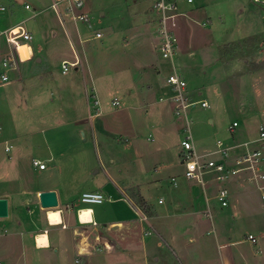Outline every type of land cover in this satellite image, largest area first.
Returning a JSON list of instances; mask_svg holds the SVG:
<instances>
[{"label": "rangeland", "instance_id": "obj_1", "mask_svg": "<svg viewBox=\"0 0 264 264\" xmlns=\"http://www.w3.org/2000/svg\"><path fill=\"white\" fill-rule=\"evenodd\" d=\"M154 1L86 0L90 21L76 24L60 20L48 8L51 0H0V6L6 8L0 13V50L10 51L1 32L21 26L33 36L31 42L19 46L21 61L31 59L29 45L34 46L42 52L44 61L37 65L33 59L29 64L45 73L39 84L32 67L23 72L19 63L8 72V82H2L0 77V196H14L18 201L10 202L9 216L0 219V264H180L176 256L182 258L181 264H228L215 216V211L227 212L228 207L221 209L213 196L220 187L216 181L205 186V191L214 187V193L207 194L213 216L206 218L203 238L195 243L190 241L191 233L186 232L185 217H148L145 224L148 219L143 216L141 223V210L138 213L127 202H108V189L101 188L106 198L103 205H77L99 208L98 213L107 216V225L110 221L136 220L138 226L106 230L77 221L68 231L51 228V249L57 244L59 253L48 259L47 252L35 250V236L48 231L46 210L37 202L39 189L56 188L59 195L65 191L78 200L83 192L96 190L109 171L127 185L139 176L138 170L144 178L160 179L163 164L168 163V171L174 170L180 189L188 183L203 190L197 181L184 177L181 142L188 134L187 123L175 115L174 103L161 101L168 95L163 91L160 96L156 90L142 102L140 96L128 95L125 90L134 92L140 73L147 70L158 87L165 84V90L170 92L166 77L171 64L161 59L154 45L160 43ZM177 1L173 30L178 49L174 64L187 83L190 99L209 104L208 108L198 104L188 109L196 147L212 149L219 140L225 142L233 135L259 139V129L264 127L261 8L252 0H193L192 4ZM73 24L78 25L81 48L64 32L67 27L75 33ZM97 31L102 32V38L95 39ZM133 39L139 44L127 46ZM64 64L70 69L67 75L62 73ZM74 67L81 71L76 73ZM2 72L0 65V75ZM164 108H169L168 114ZM234 122L238 127L232 134ZM255 140H250L255 142L253 147L264 155V140ZM8 146L10 152H6ZM163 150L169 151L172 159L166 161ZM35 159L47 162L46 171L33 166ZM165 177L162 187L169 192L173 182L171 175ZM113 187L110 184V190L116 192ZM21 195L32 201L20 202ZM201 196L205 199L203 193ZM111 197L117 199V195ZM252 202L259 205L260 195H255ZM151 203L163 209L170 202ZM253 212H241L237 223L227 226L234 230L232 241L243 240L249 233L258 236L255 227L264 226V210ZM22 230L32 232L29 248L23 249L20 238L4 243L11 233ZM160 230L166 234L161 235ZM74 243L85 248L76 251ZM237 248L246 251V264H264V239L257 244L243 242ZM186 249L192 253L193 263L184 259ZM92 252V257L83 255ZM201 256L206 260L202 261Z\"/></svg>", "mask_w": 264, "mask_h": 264}, {"label": "crops", "instance_id": "obj_2", "mask_svg": "<svg viewBox=\"0 0 264 264\" xmlns=\"http://www.w3.org/2000/svg\"><path fill=\"white\" fill-rule=\"evenodd\" d=\"M181 14H184V13H181ZM16 26L17 25L12 26L10 28H13ZM77 26L78 25H76V24L74 25L75 33L73 32V29L71 30V32H69L67 27H64L65 28L64 32H65V34L68 33V35L72 39L74 38L73 41L76 42V44L79 48H81V46H82L80 44L81 41L78 42L79 35H81V34L79 33ZM10 28H5L3 31L8 30ZM53 34L56 36L55 32H53ZM77 37H78V39H77ZM134 39H137V37ZM134 39L132 41L128 42L127 46L136 47V45L139 44L138 43L139 40L134 41ZM134 42H136V43H134ZM154 45H155V48L159 51L158 43L157 44L154 43ZM29 46L31 47V53H32L31 59L26 61V62H22V61L18 62V64L20 63L22 65V68H23L22 71L23 72H25V70H28L32 67V65L30 66L29 63L33 62L32 61L33 59L37 65H42V63L44 61V59L40 55V54H42V52L34 46H31V45H29ZM148 46H149V42H148ZM9 47L11 48V46H9ZM10 48L8 50H11ZM0 52H2V50H0ZM2 53L5 54L8 52L5 51ZM78 59L80 60L81 58L78 56ZM161 59H162V57H161ZM163 61H165V60H163ZM67 63H69V62H67ZM0 65L2 66L1 62H0ZM26 68H28V69H26ZM31 69L33 70L34 75L36 76V79L38 82L41 81L42 79H44L45 73L43 72V69L36 68L35 66H33ZM74 69H75L76 73L81 71V68L79 69L78 67H74ZM158 69L160 70L159 67H158ZM32 70H29V71L31 72ZM141 70H142V68H141ZM4 72H5V70H4ZM4 72H2L1 75L4 74ZM25 74H27V72ZM1 75H0V77H1ZM153 79L155 80V78H153ZM154 80H152V77L150 78L148 76L147 70H144V73H142V72L140 73L139 79L136 81V85L134 84V86H133L134 92L128 88H126L125 90L127 91L128 95L135 93L136 95L140 96L141 97L140 99L142 100V102L144 100V97L150 96L154 91L157 90L159 92L160 96H162L161 94L164 91L163 94H166L168 96L164 99H161L162 97H160V99H161V101H168L167 99L172 95L171 92L165 90V88H164L165 84L158 87L159 84ZM39 84H40V82H39ZM88 86H90V84H85V87L88 88ZM87 88H85V92H86ZM160 91H161V93H160ZM168 110H169V108H164V112L167 114H168ZM231 133L234 134V130H232ZM250 140H255V139H249V138L245 139L239 135H237V136L233 135V136L228 137L225 142H226V144H229V145H238V144H243L245 142H249ZM255 141H258V139H256ZM262 148H264V145ZM215 149H216V146H213L212 149L211 148L203 149V150L198 149V151L201 154H207V153H212ZM163 153H165V155H166V156L163 155L164 158L166 159V161L167 160L169 161L170 159H172V154H170L169 151L165 152L163 150ZM213 157H216V156H213ZM216 159H217V157H216ZM36 160H38V159H36ZM41 161L45 162L44 160H41ZM45 163L47 164V162H45ZM263 166H264V155H263ZM46 169L42 170V171H46ZM168 170H169L168 163L165 165L163 164L162 172L159 174L160 176H162L160 179H154L148 175H147L148 177L144 178V176L140 175L142 173L139 172V170H138L139 176L132 178L127 185H124V184H121L120 182H118L115 179V177H113V175L109 171L106 173V179L104 181L98 183L99 185H98L96 190L85 191L82 194H84L86 192H100L101 194L104 195V192L101 191V188L108 189V193H107L109 196V198L107 200L108 202L109 201L110 202H112V201L127 202L139 213L140 210L135 205L136 204L135 199L132 197L131 191L134 190L135 192H139L140 195L144 198V200L151 207L152 212H153L152 217H154L155 219L160 220L161 218L173 219V218L185 217L186 218V232L188 231L191 233L189 235L190 241L195 243L198 239L203 238L204 228L206 227V218L208 217V212H210L211 216H213L212 208H211L212 207L211 198L208 197L207 194H208V191L210 194V192L214 189V187L208 188V191L207 190L205 191L204 187L201 185L203 188V190H202L203 192H202L200 190L201 187L198 185L192 186L191 184L189 185L188 183H186V187H182L180 189L179 183H178L177 187H175L173 185V183H171L172 184L171 190L169 192H167L166 190L164 191V188L162 187V185L164 183L162 181L165 180V178H166L165 176L171 175V180L174 178L176 179V177H175L176 175H175L174 170H172L171 172H169ZM176 181H177V179H176ZM211 181L212 180H210L209 182H211ZM93 182L95 183V179H93ZM232 182L228 185L230 192H231V197H230L229 205L227 206L228 207L227 212H224L225 210H222V212H220V210L215 211V214H216L215 216L217 217L218 224L220 227V230L218 231V235L222 236L224 238V242L221 245V247H223L227 251L226 260H227L228 264H244V263L246 264V261H247L246 251H241L240 248H237V247H238V245L239 246L242 245L243 242L252 244L247 239L248 236H250V235H252L253 237L256 238L257 243H258L259 239L263 240L264 239V226L255 227V229L258 232V236L254 235L253 233H249L245 237V239L238 240V241H232L233 235H234V230L231 227L227 228V226L230 224L232 225V224L237 223V220H239V216L242 215V213L253 214L254 213L253 211H259V210L263 211L264 210V203L259 202V205H258V204H256V202H252V198L255 195H258V196L260 195L257 188H253L251 185H249L248 183H246L240 179L235 180L233 183ZM110 184H112L114 186L113 188H115L116 192L110 190ZM188 185H189V187H188ZM219 188H217L215 190V193L212 191V193L215 194V195H213L214 198H216L215 196H216V193H217ZM45 191H56L57 196H58V200H59V207L58 208L46 210V221H47L46 223L48 225V231H46V233H42V234H47L49 243L46 246H39L38 242H37V236L39 234L37 236H35V240H34L35 250L38 252L39 251L47 252L46 256L48 257V259H50L55 253L60 252V248L58 247L57 244H55L56 247L54 249H51V244H52V242H54V240L51 237V228H61L63 231H68V229L71 228L77 221L80 222L79 211L83 210L85 208L90 209L92 212V214H91L92 222L88 223V225L92 224V225H95L96 227H102L103 226L104 229L110 230L112 227H115V226L128 227L131 225H137L138 224V222H135L136 220L135 221L126 220L124 222L110 221L111 222L110 225H107L106 223H104V222H107V221H105L107 216H106V214H99L98 213L99 208L92 207V206L80 207L77 205V202H79V203L81 202L80 199L73 200V198H71V194H69L68 192H65V191H62V196H61V195H59V191L56 188L46 189V190L45 189H39V194L41 192H45ZM114 192L116 194H114ZM201 193L204 194L205 199L202 198L203 196H201ZM114 195H117V197H116L117 199H113L111 197ZM0 198L7 199L10 207L12 206V204L10 205V202H18L16 200V198H14V196L6 195V196H0ZM19 200H20V202L32 201V200L28 201V198L25 199V197L23 198L22 195L19 198ZM156 200H158V201H156ZM105 201H106V198H105ZM37 202L40 205L39 199ZM104 202L102 204H95V205L96 206L103 205ZM151 202H159V204H161V205L165 204L166 202H170V203L168 204V206L166 208L164 207L163 209H157L155 204L153 205V203H151ZM40 207H41V205H40ZM227 207H222L221 209L227 208ZM55 210L57 212L59 211L61 214V224H53L50 221H48V217H47L48 212L49 211H55ZM14 212H16V211H14ZM143 216L148 219V217L145 214L144 215L142 214L141 219L139 220V222H141V223L143 222L142 221ZM16 217H17V215H16ZM149 218H151V217H149ZM147 222H149V219L143 223L146 224ZM1 223H3V222L0 221V225H1ZM148 224H150V223H148ZM187 224H188V226H187ZM160 233L163 236L166 234V232L164 230H160ZM32 236L33 235H32L31 231H23L22 230V231H18L15 233H11L9 236H7V240L4 243H6V244L9 243L11 241V239L16 242L20 238L21 239L20 243H21L23 249L26 250L33 243ZM173 239H175V237H173ZM171 240H172V238H171ZM158 245H160V243H158ZM72 246L75 247L74 250H76V251L77 250L79 251L81 249L83 250L85 248L84 245H80L77 243L72 244ZM144 247H145V245H144ZM235 247L239 250V252L237 250H235ZM51 253H53V254H51ZM93 254H94V252H92L90 254H83V255H84V257L88 258V257H92ZM155 254H156V252H155ZM191 255H192V253L187 251V249H186V251L184 253V259L188 263H193V258ZM201 258H202V261L206 260L205 259L206 257L201 256ZM157 260L159 261V259H157ZM176 261L177 262L179 261V263L181 264L182 258H179L178 256H176Z\"/></svg>", "mask_w": 264, "mask_h": 264}, {"label": "built area", "instance_id": "obj_3", "mask_svg": "<svg viewBox=\"0 0 264 264\" xmlns=\"http://www.w3.org/2000/svg\"><path fill=\"white\" fill-rule=\"evenodd\" d=\"M179 1H185L188 4L193 3V0ZM252 1L261 8V19L264 25V0ZM177 3V0H155L152 7L153 12L159 18V52L162 59L171 64V72L166 77V86L170 89L172 95L167 100L174 103L175 115L185 119L187 123L188 134L181 142L183 148L182 163L185 167L184 177L189 181H197L204 189L210 180L218 182L220 188L215 197L222 207L229 205L231 192L228 185L237 179L255 186L259 191L261 201L264 203L263 153L260 149L253 148L255 142L249 141L243 144L229 145L219 140L216 149L207 154L199 153L195 145L188 121V109L194 108L198 104H201L203 108H208L209 104L205 100L190 99V95L186 91L187 83L174 64L178 49V40L173 30L176 24L174 18L177 16ZM25 8L30 9L28 5ZM48 8L55 11L60 20L63 21L69 20L76 24H86L90 21L86 0H51ZM5 11L6 8L0 6V13ZM1 34L5 35L6 43L11 46L10 52L5 54L0 52V62L5 70L4 74L1 75V81L8 82V72L15 69L19 61L21 62L19 46L31 42L33 36L21 26L10 28L1 32ZM102 36V32L97 31L94 37L100 39ZM69 70L67 64L62 66L64 75ZM97 103L96 100L95 104ZM114 104H117V102H114ZM236 127H238V123L234 122L230 130L232 131ZM259 132L260 137L257 142L264 140V127H260ZM10 150L11 147L8 146L6 152H10ZM213 156H216L217 159ZM33 166L39 170H45L47 164L35 159L33 160ZM172 182L177 187L178 183L175 178L172 179ZM80 201L87 205L102 204L105 201V196L100 192H86L82 194ZM208 217H212L210 212H208ZM248 240L253 244L257 243L256 238L252 235L248 236Z\"/></svg>", "mask_w": 264, "mask_h": 264}, {"label": "water", "instance_id": "obj_4", "mask_svg": "<svg viewBox=\"0 0 264 264\" xmlns=\"http://www.w3.org/2000/svg\"><path fill=\"white\" fill-rule=\"evenodd\" d=\"M84 137V134L82 133ZM40 205L43 210L56 209L59 207V200L56 191H45L39 194ZM9 216V202L5 198H0V219Z\"/></svg>", "mask_w": 264, "mask_h": 264}, {"label": "bare ground", "instance_id": "obj_5", "mask_svg": "<svg viewBox=\"0 0 264 264\" xmlns=\"http://www.w3.org/2000/svg\"><path fill=\"white\" fill-rule=\"evenodd\" d=\"M92 212L90 209H83L79 215H80V222L82 224H88L92 222V216H91ZM48 217V221H50L53 224H61V214L58 211H49L47 214ZM37 242L39 246H46L49 242H48V236L47 234H39L37 236Z\"/></svg>", "mask_w": 264, "mask_h": 264}, {"label": "trees", "instance_id": "obj_6", "mask_svg": "<svg viewBox=\"0 0 264 264\" xmlns=\"http://www.w3.org/2000/svg\"><path fill=\"white\" fill-rule=\"evenodd\" d=\"M132 197L135 199V205L139 210H141L147 217H152L153 212L149 204L144 200L139 192L131 191Z\"/></svg>", "mask_w": 264, "mask_h": 264}]
</instances>
